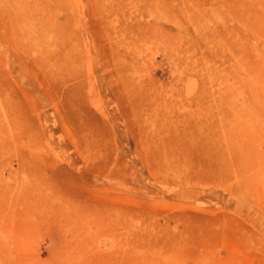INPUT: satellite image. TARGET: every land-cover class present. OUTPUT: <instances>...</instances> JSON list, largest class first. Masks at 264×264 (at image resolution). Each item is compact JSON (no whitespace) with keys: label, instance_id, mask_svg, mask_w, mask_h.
<instances>
[{"label":"rangeland","instance_id":"rangeland-1","mask_svg":"<svg viewBox=\"0 0 264 264\" xmlns=\"http://www.w3.org/2000/svg\"><path fill=\"white\" fill-rule=\"evenodd\" d=\"M0 264H264V0H0Z\"/></svg>","mask_w":264,"mask_h":264},{"label":"bare ground","instance_id":"bare-ground-1","mask_svg":"<svg viewBox=\"0 0 264 264\" xmlns=\"http://www.w3.org/2000/svg\"><path fill=\"white\" fill-rule=\"evenodd\" d=\"M227 138L231 140V138H230L229 136H228ZM233 140H234V139H233Z\"/></svg>","mask_w":264,"mask_h":264}]
</instances>
